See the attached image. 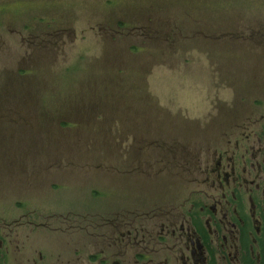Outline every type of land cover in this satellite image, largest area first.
I'll use <instances>...</instances> for the list:
<instances>
[{
    "label": "rangeland",
    "instance_id": "1",
    "mask_svg": "<svg viewBox=\"0 0 264 264\" xmlns=\"http://www.w3.org/2000/svg\"><path fill=\"white\" fill-rule=\"evenodd\" d=\"M164 9L161 16L185 26L187 37L142 38L107 28L158 23ZM241 20L240 32L255 34L264 25V0H0V217L10 221L29 210L67 217L83 208L101 222L120 202L167 195L176 172L150 181L162 184L147 196L127 180L107 188L106 171L96 164L128 161L131 167L134 154L141 159L153 139L202 143L217 134V126L203 127V119L239 117L246 105L241 98L264 103V42L203 37L228 33L221 28ZM253 108L264 113V105ZM17 114L42 116L36 122L7 119ZM91 115L136 127L135 142L119 132L108 135L102 128L110 122L94 130ZM165 146L168 159L189 162V152L202 158V151L179 142ZM154 151L147 152L152 161L158 159ZM69 236L48 233L47 242L71 249Z\"/></svg>",
    "mask_w": 264,
    "mask_h": 264
},
{
    "label": "flooded vegetation",
    "instance_id": "2",
    "mask_svg": "<svg viewBox=\"0 0 264 264\" xmlns=\"http://www.w3.org/2000/svg\"><path fill=\"white\" fill-rule=\"evenodd\" d=\"M244 24L241 20L221 28H228V33L203 37L264 42V25L254 34L250 29L240 32ZM241 100L246 105L241 103L244 113L239 117L203 119V127L217 126V134L202 143L153 139L154 147L145 140L143 157L134 154L137 162H130L131 167L128 161L95 163L106 171L107 188H120L127 180L146 195L162 184L150 186V181L172 176L167 171L176 172L167 195L120 202L101 215L105 218L101 222L95 221L98 214L85 213L83 208L68 212L67 217L54 212L36 215V210L10 221L0 217V264H264V113L253 108L264 103ZM40 116L17 114L7 119L36 122ZM172 141L202 151V158L189 152V162L176 156L168 159L165 145ZM153 149L155 161L147 153ZM45 169L48 174L53 167ZM48 233L70 235L71 249L48 244Z\"/></svg>",
    "mask_w": 264,
    "mask_h": 264
},
{
    "label": "trees",
    "instance_id": "3",
    "mask_svg": "<svg viewBox=\"0 0 264 264\" xmlns=\"http://www.w3.org/2000/svg\"><path fill=\"white\" fill-rule=\"evenodd\" d=\"M165 4H167V2H164L163 5H165ZM165 10L166 9L159 11V15L161 17V20L158 23H153V22L150 23L148 21H144V23L143 22H136V24H130V27H133L132 30H128L126 28V30L123 31L122 29L125 27V23H127V22L123 21L124 22L123 24H118L116 26L115 25H109L107 28H109V29L111 28L110 31L113 28H115L119 34L127 33L128 31L129 32L132 31L133 33H136L137 37H142V38L143 37L147 38L148 36H151V38H152V36H155V38H157V39H165L164 37L167 36L168 39H170V38L172 39V36L179 34V33H181V35L184 36L185 34H183V32H184L183 28H186V27L183 25L175 24L173 22L168 23V21L165 20L164 17L161 16V14H163V11H165ZM120 18H126V15L124 17L120 16ZM169 25H171V27H169ZM174 27H176V28H174ZM26 28L28 29L29 27H26ZM54 30H56V29H51V31H54ZM56 32L57 31H55V33ZM108 33H110V32H108ZM104 34H107V33H104ZM56 35H59V33H57ZM32 36H35V35L34 34L30 35L31 38H32ZM188 38H189V35H188ZM120 40H121V37H120ZM120 40H119V42H121ZM138 48H140V47H137V48H135V50H133V52L135 54L131 55V59L137 57V53L139 52L137 50ZM141 49L143 50V48H141ZM130 54H131V52H130ZM124 74H125V72L122 74V78H123ZM62 109H61V106L59 105L57 107L56 111H62Z\"/></svg>",
    "mask_w": 264,
    "mask_h": 264
},
{
    "label": "crops",
    "instance_id": "4",
    "mask_svg": "<svg viewBox=\"0 0 264 264\" xmlns=\"http://www.w3.org/2000/svg\"><path fill=\"white\" fill-rule=\"evenodd\" d=\"M91 116H94V115H91ZM104 116H94L95 119H92V121L96 122L97 125L94 126V130H101L98 126V122H110V123H113L111 125H103V128L102 130H106L107 131V134L109 135V133H116V132H119L121 133V135H128L130 140L132 142H135V139L133 138V135L134 133H136V127H135V131L132 130L130 127L126 126L125 122H120L116 119H104ZM122 121V120H121ZM124 121H127V120H124ZM134 131V132H133ZM120 142L122 143L121 146L125 147V146H129V143H128V140H120ZM87 167V165H85Z\"/></svg>",
    "mask_w": 264,
    "mask_h": 264
}]
</instances>
